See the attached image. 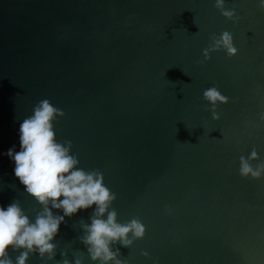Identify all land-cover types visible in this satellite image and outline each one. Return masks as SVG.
Returning a JSON list of instances; mask_svg holds the SVG:
<instances>
[{
    "label": "water",
    "instance_id": "water-1",
    "mask_svg": "<svg viewBox=\"0 0 264 264\" xmlns=\"http://www.w3.org/2000/svg\"><path fill=\"white\" fill-rule=\"evenodd\" d=\"M215 2L0 0V206L40 211L3 153L19 151V123L48 99L64 113L58 140L117 195L118 222L146 228L113 246L125 264H264V178L239 172L253 150L252 166L264 163V8L225 0L234 21ZM225 31L238 53L206 59ZM209 87L227 98L219 119ZM94 207L66 218L48 264H93L78 237Z\"/></svg>",
    "mask_w": 264,
    "mask_h": 264
},
{
    "label": "clouds",
    "instance_id": "clouds-1",
    "mask_svg": "<svg viewBox=\"0 0 264 264\" xmlns=\"http://www.w3.org/2000/svg\"><path fill=\"white\" fill-rule=\"evenodd\" d=\"M259 6L264 8V0H259ZM215 7L230 20L239 19L235 10H226L225 0H216ZM221 49L229 56L238 53L230 32L213 37L204 52L205 58H210L211 51ZM203 98L213 106V118L219 119L215 106L218 102L226 103L227 98L216 87L205 89ZM63 115L48 99L39 101L32 114L19 123V151L13 145L3 153L14 162L15 177L40 205V211L33 218L20 200L0 206V264H28L33 255H39L45 264L53 261L58 247L54 241L66 218L93 206L90 222H80L83 235L78 237L93 264H125L119 248L113 246L131 247L146 234L144 224L138 219L118 222V213L112 208L117 195L106 186L103 174L81 168L78 156L72 154V142L58 140L55 123ZM256 159L259 156L255 150L247 158L240 157L242 177L264 178V163L253 167L249 162ZM11 252L19 254L13 259ZM62 255L67 256V252ZM57 264H83V261L75 257Z\"/></svg>",
    "mask_w": 264,
    "mask_h": 264
}]
</instances>
